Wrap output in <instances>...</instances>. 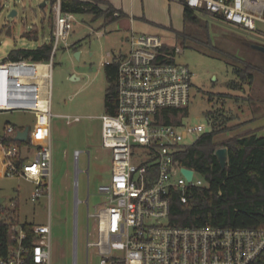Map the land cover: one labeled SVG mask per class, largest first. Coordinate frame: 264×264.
<instances>
[{"label":"built area","instance_id":"built-area-1","mask_svg":"<svg viewBox=\"0 0 264 264\" xmlns=\"http://www.w3.org/2000/svg\"><path fill=\"white\" fill-rule=\"evenodd\" d=\"M43 1L51 6V59L33 61L10 55L0 62V113L28 111L35 115L24 144H18L15 137L25 126L7 124L0 133V177L20 176L32 181L34 200L50 190L53 59L62 43L69 45L77 21V13L63 11L61 0ZM171 1L264 34V0ZM129 44L128 53L118 57L117 111L100 116L101 145L110 150L111 174L98 187L101 202L94 212L90 211L91 152L74 151L77 196L81 156H88L84 170L87 197L84 201L77 197V203L87 207V264L93 249L98 264H254L264 253V227L179 225L171 220L174 194L186 203L194 187L207 185L194 179L197 171L192 168L193 178H187L182 169L189 167L180 155L211 131L212 121L207 118L206 124L192 123L182 113L179 121L173 115L166 121L167 111L189 105L194 86L191 68L175 61L180 46L167 51L168 42L160 35L146 33L133 34ZM58 116L69 124L81 120L80 116ZM40 128L45 132L36 141L34 134ZM29 150H34L33 157ZM14 229L17 246L0 255V264H25L28 256L36 264H50V222L34 227L38 237L32 247L23 244L26 232L21 227ZM77 250L76 224L75 264Z\"/></svg>","mask_w":264,"mask_h":264},{"label":"rangeland","instance_id":"rangeland-1","mask_svg":"<svg viewBox=\"0 0 264 264\" xmlns=\"http://www.w3.org/2000/svg\"><path fill=\"white\" fill-rule=\"evenodd\" d=\"M43 0H0V62L18 50L33 49L52 38L50 25L51 6L40 4ZM137 5L146 8V18L131 21L122 17L104 24V19L94 18L90 13L76 14V24L69 38V45L62 43L53 59V116L50 139L53 151L50 190L45 195L33 199L35 184L20 176L0 177V197L5 201L0 205L11 209L18 202L20 219L36 225L51 223L50 264H75L76 224L78 225L77 264H87L86 229L87 207L77 203V197L84 201L87 197L88 177L84 172L88 167V156L82 154L80 160L79 189L76 192V163L74 151L91 152L90 163V211L94 212L101 202L97 195L101 183L108 181L111 174V153L101 145L100 116L105 110V89L107 80L104 64L117 59L130 49L129 39L133 34H158L172 49L181 47L175 61L188 65L193 72V89L187 106V114H182L192 123H207L208 109L223 108L232 119L229 124H238L231 131L220 133L216 140H223L236 134L254 130L264 137V52L251 45H264V34H257L217 17L197 13L210 25L212 44L220 50L236 57L248 56L255 71L252 85L245 84L244 91L230 89L228 82L237 78L233 66L205 41L192 23H185L183 7L175 1L137 0ZM16 10L15 16L10 15ZM34 27L39 29L38 39H31L26 32ZM186 31V36H179ZM80 42L75 56L72 44ZM231 93L232 97H221ZM212 99V100H211ZM58 115L80 116L81 120L67 123ZM35 115L28 111L0 113V133L7 124L33 128ZM45 131L40 128L37 133ZM195 180L206 181L196 173ZM5 218L4 212L0 219ZM93 223V220H91ZM94 254L89 264H98Z\"/></svg>","mask_w":264,"mask_h":264},{"label":"trees","instance_id":"trees-1","mask_svg":"<svg viewBox=\"0 0 264 264\" xmlns=\"http://www.w3.org/2000/svg\"><path fill=\"white\" fill-rule=\"evenodd\" d=\"M101 2V0H61V5L65 12L90 13L94 18L102 17L105 25L124 16L123 12L109 3L107 8L101 7L99 4ZM184 20L186 25L192 23L198 27L197 29L201 30L200 34L207 37L205 42L215 51H220L233 66L237 78L228 82L230 89L244 91L245 84H253L254 73L258 67L251 63L248 56L236 57L214 46L211 42L209 23L203 21L194 9L184 7ZM50 25H52L51 16ZM26 34L31 39H38L39 29L34 27ZM178 35L186 36L187 32L183 31ZM79 43L72 45L74 51L78 50ZM52 47L50 41L33 49L15 51L11 56L14 59L23 56L33 61H49ZM165 50L171 51L172 48L166 44ZM118 66V58L104 65L107 80L105 110L110 114H115L117 111ZM221 97H232V94L222 93ZM180 113L186 115L187 107L167 111L166 121L170 122V115L175 117V121H179L177 117ZM205 114L212 121L211 131L205 132L193 145L187 147L181 153L180 159L185 166L202 174L207 185L194 187L186 203L180 200L178 194H174L171 220L179 225L264 227V137L251 130L216 140L218 134L234 130L238 124H229L232 118L221 107L208 109ZM44 132L34 134L35 140H41ZM17 143L24 144L20 141ZM220 147L228 148V164L225 169H222L215 155ZM1 212H4L5 218L0 219V255H6L11 247L17 246L15 240L17 232L14 227H21L26 232L27 236L23 244L32 247L38 237L34 230L36 224L21 221L18 202L16 201L11 209L0 207ZM25 264L36 263L28 256ZM254 264H264V253Z\"/></svg>","mask_w":264,"mask_h":264},{"label":"water","instance_id":"water-1","mask_svg":"<svg viewBox=\"0 0 264 264\" xmlns=\"http://www.w3.org/2000/svg\"><path fill=\"white\" fill-rule=\"evenodd\" d=\"M41 7H45L46 6V1H43L41 4H40ZM17 14V11L14 9L11 11L10 15L12 16H15ZM253 48L255 49H259L261 51L264 52V45H260V44H252L251 45ZM75 56L77 58L80 57V51H76L75 52ZM29 130H30V127L29 126H26L24 128L23 131H19L16 135V140L18 141H22V142H25L27 141L28 139V135H29ZM215 155L217 156L220 164H221V167L222 169H225L227 164H228V148L227 147H220L216 150L215 152ZM182 172L187 176V178L189 180H191L193 178V174H194V170L190 169V168H183L182 169ZM5 201V198L3 197H0V205Z\"/></svg>","mask_w":264,"mask_h":264},{"label":"crops","instance_id":"crops-1","mask_svg":"<svg viewBox=\"0 0 264 264\" xmlns=\"http://www.w3.org/2000/svg\"><path fill=\"white\" fill-rule=\"evenodd\" d=\"M101 1L102 2L99 3L101 7L107 8L108 3H109V4L113 5L117 10L123 12L124 13L123 17L129 18L131 21H134L136 18H139V19L146 18V8L143 5H142V7H139L137 5V0H101ZM162 1H171V0H162ZM175 2H177V1H175ZM178 3H180V2H178ZM181 5L183 7V13H184V7L185 6H183V4H181ZM29 154L31 157H33L34 156V150H29Z\"/></svg>","mask_w":264,"mask_h":264}]
</instances>
